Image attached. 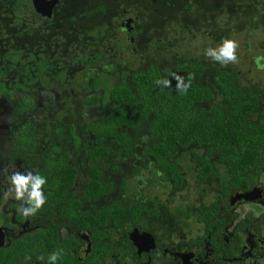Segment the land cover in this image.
I'll return each mask as SVG.
<instances>
[{
	"label": "flooded vegetation",
	"instance_id": "obj_1",
	"mask_svg": "<svg viewBox=\"0 0 264 264\" xmlns=\"http://www.w3.org/2000/svg\"><path fill=\"white\" fill-rule=\"evenodd\" d=\"M121 2L0 0V54L5 47H27L35 56L58 55L71 65L58 68L68 74L63 82L56 76L49 84L0 92V264H53L48 257L54 252L59 253L55 264H264V151L254 164L242 162L238 177L228 170V158L238 147L213 144L206 176L196 174L199 164L192 154H179V161H172L178 175L169 176L164 162L169 155L159 161L152 150H144L148 129L137 125L116 135H95L90 128L105 124L116 82L137 75L144 57L137 56L140 49L146 50L147 62L165 56L152 39L161 30L144 27L135 8L129 10L132 15L120 12ZM236 4L232 11L246 10L234 9ZM102 5L110 9L115 26L109 17L106 24L96 22L101 34L94 36L98 27L92 28L93 35L86 33L84 26L93 25L89 16L99 20ZM86 6L94 9L89 16L76 13ZM177 20L181 43L197 39H187L185 25ZM263 39L259 53L245 57L250 63L245 69L240 66L244 59L228 66L243 68L237 70L241 80L236 83L252 90L259 109L264 108ZM253 66L261 70L259 76L251 72ZM102 71L108 79L98 75ZM156 72L165 75L161 67ZM91 81L94 90L85 91V86L93 87ZM106 81L111 87L107 93ZM207 103L210 98L199 105L208 109ZM63 165L75 175L59 194ZM93 168L99 174L96 192L88 183ZM16 175L45 179L40 186L44 201L34 212L24 214L34 205L28 190L17 198ZM193 184L196 190L190 189ZM120 199L132 208H112Z\"/></svg>",
	"mask_w": 264,
	"mask_h": 264
},
{
	"label": "trees",
	"instance_id": "obj_2",
	"mask_svg": "<svg viewBox=\"0 0 264 264\" xmlns=\"http://www.w3.org/2000/svg\"><path fill=\"white\" fill-rule=\"evenodd\" d=\"M177 2L180 8L175 9L184 10L182 18L185 21L180 23H185L182 31L186 33V37L188 36L187 39L192 40L196 35H200L209 49L231 39L229 25H235L230 27L232 30L239 24H246V27L250 25V32L261 31L264 36V0H177ZM236 2H246L250 6L243 7L246 10L242 14H235L232 12L231 4ZM103 7V5L100 7L102 15L98 18L106 24L110 17V9L105 10ZM142 7L143 13L139 18L142 19L144 27H154V32L158 29L162 32L160 35H154L152 39L156 40L154 46L157 52L165 55L160 60L164 63L147 62L146 52L135 77L128 78L127 82L125 80L122 83L116 82L112 89L107 81L104 82L105 93L111 89L114 101L107 105L105 124H94L90 128L95 135H116L119 129L137 125L142 129H148L149 134L146 136L148 141L144 144V150H152L154 156L160 157L159 161H163L162 158L169 155V160L167 162L164 160L165 164H169V176L178 175V169L172 161L178 162L179 154L186 157L192 154L193 160H197L196 163L199 164L196 166V174L203 177L211 171L208 161L212 155L210 145L236 146L239 150H234L231 154L234 156L228 158L230 160L228 170L232 169L238 176L242 162L246 161L252 165L264 151V108L259 109L257 98L250 88L244 89L236 83L237 80H241V73H237L238 69L228 67L236 65L237 58L248 56H238L234 61L221 63L211 56L205 59L196 54L189 55L188 47L185 48L179 40L177 19L181 18V15L177 16L169 10L172 12H165L163 17L160 15L162 19H159L157 13H150L151 9L145 3ZM93 10L86 6L76 13L89 16ZM198 11L202 13L200 19L193 16ZM222 16L225 18L221 19ZM216 18L221 20L214 25L213 19ZM95 26L99 28L94 34L97 36L102 31L100 25ZM84 27L86 33L93 35L91 32L93 25L86 24ZM263 38H258L254 46L257 49L256 54L259 53L258 43ZM205 46H202L203 50ZM244 46L250 48L251 42L245 43ZM79 58L85 59L84 56ZM150 67H155L154 72ZM159 67L165 70V75L161 76L156 72ZM58 68H71V65L58 55L47 53L41 54L40 57L35 56L31 50L27 52V47H5V52L0 54V92L18 91L33 86L35 82L41 85L49 84L51 80L58 78L56 76H60L58 80L63 82L68 74L58 72ZM98 75L108 79L105 71ZM160 82H163L164 86L159 85ZM91 83L92 81L90 85ZM95 84L92 83L93 87L85 86L84 90H94ZM213 86L218 89L213 88L216 97L211 90ZM95 98V95L91 96L90 103ZM207 98H210L211 103H207L208 109H205L199 103L200 100L204 101ZM212 98L213 102H216L215 105H212ZM102 102L104 107L106 100ZM151 111L154 116L150 115ZM201 147L203 149L199 150ZM93 170L95 174L88 183L93 186V192H96L95 178L99 174L96 168ZM59 174L62 180L56 184V191L60 194L71 184L75 171L63 165L59 166ZM122 182L124 183V180ZM125 200L116 201L112 208L120 210L132 208L128 202L123 203Z\"/></svg>",
	"mask_w": 264,
	"mask_h": 264
},
{
	"label": "rangeland",
	"instance_id": "obj_3",
	"mask_svg": "<svg viewBox=\"0 0 264 264\" xmlns=\"http://www.w3.org/2000/svg\"><path fill=\"white\" fill-rule=\"evenodd\" d=\"M157 1H159V2L163 1V3H159ZM157 1H155V0H152V1L151 0H122L121 4L118 5V7H119L120 12H123V11L127 10L128 11V15H132V14H130L132 12L129 13V10L135 8L133 11H135L136 13L139 12L140 15H141L143 13V11H142L143 7L142 6L145 3L148 7L152 8L150 13H157L156 15H159V16L161 15L163 17L165 15V12H167V11L169 12V10L175 9L176 5L178 4L177 0H157ZM165 2H170V4L166 5ZM93 3L94 2H92L91 4H93ZM236 3H238V4L233 6L234 9H240L241 7H245V6H246V8H249V6H250V4H248L246 2H240V3L236 2ZM238 5L241 6V7L237 8L236 6H238ZM243 5H245V6H243ZM232 12L235 13V14H239V15L243 13V12L239 13V12H236V11H232ZM180 15H181L180 16L181 18H179V22H184L185 20L182 18L183 14H180ZM120 16L121 17L125 16V13H122V15H120ZM161 16L159 17V19H162ZM193 16L198 18V19H200L202 17V13H200L198 11V12H195V14ZM89 17L93 19V27L96 28L95 25H97V24H95V23L98 22L99 20L95 19V16L92 17L90 15ZM224 18L225 17L222 16L221 19H224ZM110 19H111V23H112V25L114 27L115 26L114 25L115 18L113 19L112 17H110ZM221 19H218V18H216V20L213 19L214 25L218 24V22H220L219 20H221ZM182 24H185V23H182ZM245 25L239 24L238 26H236L235 30H233V35L231 34V36H230L231 40H234L236 42V45H237L236 48H235L236 57H238V56H248V58H249V56H251L252 54H256L257 53V49H255L254 46L257 44L258 38H263L264 37L260 33L261 31H257L256 30V31L250 32L249 31V26L250 25L248 27H246ZM229 26L232 27V26H235V25H229ZM230 27H229L228 30H230ZM187 33H188V31H187ZM195 37L197 39H195V40H193L191 42L183 43L185 45V48L187 46L188 50L190 51L191 54H196V56H203L205 59H209L210 56L205 53V51H207L209 48H207L205 46L202 36L200 37V35H196ZM249 42H251V47L250 48H246L244 46V44L245 43H249ZM202 46H205V50H203ZM217 47L215 45V48H217ZM145 52H146L145 49L144 50L140 49V51L137 52V53H139L137 56L144 55ZM135 55H136V53H135ZM124 58H127L126 54L122 55V59H124ZM241 59L246 60L243 65H240ZM247 60L248 59L245 58V57L237 58V65L238 66L239 65L243 66V68L245 69V66H247V64H250L249 62L247 63ZM243 68H237V69L238 70H240V69L242 70ZM260 68H263V67H260ZM252 70H254L255 73L258 76H259V74H261V70L256 69L255 66H253V68H251V72H254ZM262 75H263V79H264V72H262ZM258 76L253 75V77H255V79H257ZM0 138H1V136H0ZM2 156H3V153L0 150V158H2ZM213 186L216 188V184L213 185ZM190 189L191 190H196V187L194 186V184L192 185V187H190ZM165 197H166V195H165ZM172 202H174V201H172Z\"/></svg>",
	"mask_w": 264,
	"mask_h": 264
},
{
	"label": "clouds",
	"instance_id": "obj_4",
	"mask_svg": "<svg viewBox=\"0 0 264 264\" xmlns=\"http://www.w3.org/2000/svg\"><path fill=\"white\" fill-rule=\"evenodd\" d=\"M236 42L234 40L228 39L224 40L220 46L217 48L208 49L206 54L211 56L214 60L220 61L221 63H226L228 61H234L236 59L235 48ZM14 183L17 186L16 196L17 198L22 197L25 190H28V195L31 197V202L34 205L30 208H25L24 214L34 212L37 207H39L43 201L44 196L40 191V186L45 183L43 176H23L16 175L14 176ZM59 253H52L48 259L55 264V261L58 258Z\"/></svg>",
	"mask_w": 264,
	"mask_h": 264
},
{
	"label": "bare ground",
	"instance_id": "obj_5",
	"mask_svg": "<svg viewBox=\"0 0 264 264\" xmlns=\"http://www.w3.org/2000/svg\"><path fill=\"white\" fill-rule=\"evenodd\" d=\"M59 7V6H58Z\"/></svg>",
	"mask_w": 264,
	"mask_h": 264
}]
</instances>
